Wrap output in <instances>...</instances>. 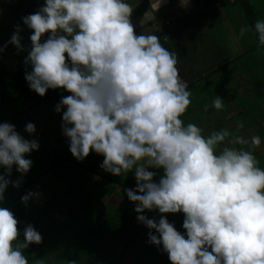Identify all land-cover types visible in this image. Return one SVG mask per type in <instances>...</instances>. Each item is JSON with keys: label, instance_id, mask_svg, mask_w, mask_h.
Returning <instances> with one entry per match:
<instances>
[{"label": "clouds", "instance_id": "clouds-1", "mask_svg": "<svg viewBox=\"0 0 264 264\" xmlns=\"http://www.w3.org/2000/svg\"><path fill=\"white\" fill-rule=\"evenodd\" d=\"M164 3L149 0L139 20L142 33L137 35L130 20L134 9L127 0H44L37 11L21 17L31 30L30 48L22 45L17 24L0 47V60L12 61L5 57L8 44L17 52L26 51L23 78L29 90L40 97L49 89L70 93L61 96L54 111L62 113L61 132L74 159L83 161L91 150L103 156L100 167L105 172H133L135 188L124 193L135 204L137 222L148 229L147 243L167 254V261L158 258L156 264H264V169L251 151L224 147L216 153L215 146L229 135L226 130L204 137L199 127L180 119L191 93L179 74L176 55L153 34L160 30L156 13ZM189 3L179 0L178 7ZM252 27L263 46L264 19ZM246 31L241 27L240 35ZM212 36L204 29L198 40L210 41ZM223 106L217 95L212 107ZM24 132L32 135L35 125L26 123ZM260 143L259 136L251 138L253 146ZM39 146L13 124L0 123V203L10 185L19 189L33 163L26 156ZM13 168L21 178L10 179ZM148 169L162 174L154 180L157 173ZM39 198V193L26 190L20 201L27 207L30 199ZM145 210L161 215L149 218ZM168 213L170 219L183 214V233L163 215ZM62 221L63 217L49 226L60 228ZM128 221L121 225L124 232L113 222L118 233L110 241L112 246L123 242L121 249L133 245L140 251V235L126 244ZM17 224L12 211L0 207V264H29L22 250L42 242L32 224L23 228L21 241ZM45 231L56 241L54 258L61 245Z\"/></svg>", "mask_w": 264, "mask_h": 264}, {"label": "trees", "instance_id": "trees-1", "mask_svg": "<svg viewBox=\"0 0 264 264\" xmlns=\"http://www.w3.org/2000/svg\"><path fill=\"white\" fill-rule=\"evenodd\" d=\"M233 1L234 2H231L230 0L218 1V4L212 0H208V2L205 4L216 6L217 8L215 9V13L219 14V7H223L226 10H228V8L237 10L236 0ZM246 1L250 4V6H248V4H242L240 6L242 15L241 21L242 24L248 28L249 32H247L252 35V38H255L257 34L254 32L252 26L258 19H264V0H255L254 2L253 0H243L240 1V3H244ZM4 12H7L6 9H4ZM4 12L0 14H3ZM212 21L213 23L216 22L213 26L218 27V29L229 27L233 30L235 38L240 37L239 29L234 30V28H236L239 24V17L236 18L232 13H230V15L226 13L221 17H210L207 21V24H211L210 22ZM14 26L15 24L12 26L13 29ZM12 27L6 22H3L1 24L2 34L5 35L6 32L12 29ZM4 29L6 32H3ZM249 29H252L253 31L250 32ZM252 45H254V47L249 46L242 52L240 56H246L248 52L261 48L259 41L252 43ZM240 56H237L236 59L232 61L230 59L226 60L224 63H222V66H219L216 70L208 69L207 72L201 71L199 78L200 80L205 78L204 82H201L200 80H192V82L190 81L189 85H192L193 87L202 85L208 90V93L206 98L197 105L200 110L199 114L192 115L186 112L182 114V118L188 119L189 123L193 124L194 121H197L198 124L201 125L204 124L205 114L214 109L212 105H209V103L211 100H214L217 95L221 98L233 101L231 108L227 110L226 113L224 110H222V112L225 115V126H229L233 123H237L238 125L235 127L229 126L230 130H227V128L224 126L220 131L226 130L229 133V136L235 135L237 133L235 136L236 139L232 140L233 143L223 141L218 143L215 146V149L218 146L220 151L224 147L236 148L239 150L242 144L238 142V134L246 135L249 132H253L257 128L258 133L262 131L264 136V131L261 130L260 127V122L254 117V107L256 102L252 103L250 101V96L253 95L248 94V91H243L241 93L237 91L233 80L231 81L229 79L230 83L226 84V77L222 74L219 75L218 83L212 78L210 79V76H213L217 72L219 73V71L223 70L224 65H226L228 62L232 64ZM10 64H12L11 61L6 62L3 59L0 60V123L9 122L15 126L19 133L21 131L23 132L21 135L30 138L28 134L19 129V125L21 127L22 123L24 122L23 120L19 121L17 119V117H19L17 113L22 111L23 113H20L32 122L34 120L30 117V114H33L39 119V115L37 114L43 112V109L39 108H47L48 106H51L52 103L48 102L50 100L56 99L58 89H49L46 91L43 97L38 96L33 91L29 90L27 83L23 78L24 72L26 70L23 60L22 62L17 63L11 68L7 69ZM27 70L30 71V67H28ZM65 96H67L66 92ZM205 106H207V111L204 110ZM250 106L253 107V110L250 108ZM36 124L39 128V124L37 122ZM240 125H242V127ZM224 141H227L226 137ZM58 153L55 154L58 155L56 159L57 162L51 167L42 171L37 176L34 175L32 168H30L28 173L22 177L23 182L19 189H14L10 185L5 190V201L0 203V207H5L11 210L14 214V217L18 220L17 228L21 232V236L19 237L21 241L23 240V228L27 224H32L34 228L42 235L43 239L40 244H31L27 249L22 250L28 259L29 264H67V259H70V256L74 258L72 264H102V260H105L115 253V247L112 248L110 238L112 237L111 227L114 222L111 206L112 203L116 205V202L108 201V198L114 192L116 185L122 188L128 187L123 184L118 179V177L112 176L111 174L100 170L98 165L92 161L94 155L89 154L84 161H77L68 151V147L66 150L61 151L62 154ZM47 154L48 151H44L39 147L37 151L31 152L28 156H46ZM260 163L264 166V158L260 159ZM33 164L34 163H32V165ZM60 165L65 169V174L61 175L62 178L58 183L48 184V190L53 194V196L60 194L58 201L59 204H50L51 202L48 199L45 201L42 198L38 200L32 199V208H24L19 200V193L30 187V185L36 182L38 178ZM2 172L3 169L0 168V173ZM18 178H21L20 174L15 171V168H13L10 179L16 180ZM61 182L62 186H59ZM80 195H82L80 197L81 203H79L78 198ZM84 195H89L94 198V200L89 201V206L95 209L97 214L94 216L84 215L82 217V223L78 229L70 233L68 231L70 228L68 217H70V212L72 210L82 211L84 207L88 205V200ZM103 196H105L106 199H104ZM123 201L125 202V200ZM121 204H123V202ZM53 213H55V216H53ZM164 215L166 216L167 214ZM168 216L170 218L171 213H168ZM30 217L33 218L31 219ZM62 217L63 221L60 225V228H52L48 226L52 221L54 224H56L57 220ZM122 217L128 220L127 215H123ZM66 225L68 226V229ZM123 227L124 226H122V228ZM137 228L138 226L135 227V231H132V233H129L127 230L125 231L126 235H129V239L126 244L129 242L135 243L134 240H136L139 235L141 236ZM45 230H49V232L61 245L60 252L54 258V249H57V247L54 246L56 241L50 237V234ZM52 230H54V232L60 230L59 233L61 234V239L59 238V234L51 232ZM64 235H70V237L64 238ZM62 240L66 242L65 245ZM15 244L16 242L14 241L13 246H15ZM105 245H108L109 247ZM152 249L154 252H158V250L154 248ZM51 255L52 260L48 261L46 258Z\"/></svg>", "mask_w": 264, "mask_h": 264}, {"label": "rangeland", "instance_id": "rangeland-1", "mask_svg": "<svg viewBox=\"0 0 264 264\" xmlns=\"http://www.w3.org/2000/svg\"><path fill=\"white\" fill-rule=\"evenodd\" d=\"M43 2H44V0H32V3H30L28 0H0V6H1L0 7V13L4 12V9H6V11H7L6 13L4 12L3 14H0V47H2L10 39L11 35L13 34L14 30H13L12 26L14 24H15V26L17 24H20L21 17L28 15V14H32L35 11H37L38 8L43 5ZM260 3H262V2H260ZM262 16H263V14H262ZM3 22H6L7 24H9L12 27V29L8 32H6L5 29L3 30V32H6L5 35L2 34V28H1V24ZM210 23L212 24L213 21ZM20 28H21L20 36L22 37L21 43L23 46L30 48L29 36L31 35V30L28 29L26 26H24L22 23L20 24ZM146 29L147 28H145V30ZM218 30H219L218 27L212 26V27L206 28L205 32H207L208 35L210 34V32H212L213 34L214 33L218 34V40L220 42H222V40L225 39L226 35H225V33L219 34ZM139 32L142 33L140 30H139ZM248 32L246 31L244 33V35H240V37L237 41H235L234 39L231 38V41L228 43L229 49L227 51H233V52H235V54H239L243 50L247 49L249 46L254 47V45H252V43L256 42V37L252 38V35ZM47 35L48 34L45 33L44 36L41 38L42 42L47 37ZM260 47L261 48H259L257 50H252L251 52H248L246 54V56H240L232 64L227 63L226 65H224L223 70L219 71V73L217 72L213 76H210V79L212 78L213 80H215L218 83L219 82L218 81L219 75L222 74L226 77V80H227L226 84H229L230 83L229 76L231 73L232 74V80L235 79L234 84H235L236 88L239 89L240 92H243L247 88L248 94L253 95V100L252 101L250 100V101L252 103L257 102L258 104L264 105V45L260 46ZM214 49H215V47L213 48L212 52H214ZM6 50L7 51H5V57L12 59V61H11L12 64H10L9 67H7V69L11 68L13 65H15L17 63L22 62V60H24V57L27 55L26 51L17 52V50L11 44H8ZM7 52H8V55H6ZM226 58H227L226 53H224L222 55L221 59L216 57L214 60H212V65H207L205 63H202V65H200L199 67H195V69L191 70V72H192L191 77L195 78L198 75L200 69H204V68H208L210 70L214 69V67L216 66L215 64L222 63L220 61H222ZM193 59L194 58H190L188 60V62H192ZM215 60H218V61L215 62ZM183 79L185 80L184 77H183ZM200 81L204 82L205 78L203 80H200ZM186 90H188L191 93V95H190V101L191 102L188 105L185 112L188 114L197 115L200 113V110L197 107V105L203 99L206 98L208 90L202 85L196 86V87L189 85ZM66 94L68 95L69 93L66 92ZM62 95L65 96V91L63 89H58L56 99L50 100L48 102V103H52V105L48 106L47 108H39V109H43L42 113L37 114V115H39V119L36 116H34L33 114H30V117L39 124L40 129L38 128L36 122H34V121L32 122L29 119L25 118L21 114V113H23L22 111H20L21 113L20 112L17 113V115L19 116V117H17V119L19 121L23 120V122H24V123H22L21 127L19 125L20 130L24 131L25 124L29 123V122L33 123L35 125V128H36V132L33 133L32 135H29L28 133L25 132L26 134L29 135L30 138L25 137V136L24 137L26 139H31V138L37 139L39 142V145H40L39 147L44 151H48V154L46 156H42V155H37L34 157L33 156H26V158L31 159L32 162L34 163L31 166V168H32L35 176L40 174L45 169L54 165L57 162L56 159L58 157V155H55V154L58 152L60 154H62L61 151L66 150V148L68 147L67 139L62 135L61 128H60L61 114L62 113L58 114L54 111V106L58 103V101ZM255 96H257V97H255ZM230 108H228V110ZM250 108L253 110L252 106H250ZM254 109H255V107H254ZM220 110H221V114H222L223 109H220ZM62 111H63V109H62ZM257 114L260 115V112H258ZM207 118L210 120V116H207ZM180 119H181V117H180ZM261 119L264 123V116H262ZM213 123H214L213 121L210 122V124H213ZM237 125H238L237 123H233L229 126L235 127ZM207 130H208L209 134L215 132V131L210 130V129H207ZM21 133H23V132L21 131L20 134ZM249 133H255V132H249ZM253 136H254L253 134L251 136H249L247 138V141L251 142V140H249V139H251ZM235 139L236 138H232L231 140H235ZM240 140H242V139H240ZM247 145H248V147H250L252 144L250 143ZM89 154L94 155V158H92V161L98 165L100 170L104 171L100 167V164L103 161V156L98 155L92 151H90ZM35 162H36V164H35ZM148 170L149 171H155L157 174L162 173V170H160V169H148ZM65 172H66L65 169L61 165L55 167L54 169H52L47 174L38 178L36 182H34L33 184L30 185V187H28L27 189L20 192L19 193V200H20V197L25 193L26 190H30L32 192L39 193L40 194L39 199L42 198V199H44V201L48 199L51 202L50 204H52V203L59 204L58 201H59L60 194H57V196H53V194L48 190V184L49 183H53V184L58 183L62 178L61 175L62 174L64 175ZM116 177H118L122 180H126L127 182H129L130 184L135 186L136 182H135L133 174L131 175L130 178L128 175V177H126L125 179L121 175L116 176ZM59 186H62V182L60 183ZM120 190H122V187L116 185L114 192L109 196V198H111L110 199L111 202H116V200L112 198L113 194L116 196L117 199H121ZM82 195H80L78 197L79 203H81L80 197ZM85 197L88 200L87 201L88 205L85 206L82 211L72 210L70 212V217H68L70 228L68 229V226L66 225V227L70 233H72L73 231H76L78 229V227L82 223V217L84 215L94 216L97 214L96 210L89 206V201L94 200V198L89 196V195H86ZM103 198L106 199L105 196H103ZM109 198H108V201H109ZM31 200L32 199L29 200L27 207H25L24 204H22V206L24 208L31 209L32 208ZM124 200H125V202L123 201V204L119 207H117L113 203L111 206V210L113 213L112 215L114 217L113 219H114V222L116 223V227L121 229L123 232H124V229L121 227V225L124 223L125 219L122 216L128 215L129 210H130L131 205H132V202H130L127 198ZM145 211H147V210H145ZM30 218L32 219L33 217H30ZM181 225H182V222H181ZM181 225H180L179 231L181 233H183L184 229L182 228ZM133 228H132V230H133ZM51 232H54V230H52ZM55 232L57 234H59V236L61 238V234L59 233L60 230L55 231ZM69 237H70V235H64V238H69ZM118 246H119V244H116V247H118ZM113 247H115V246H112V248ZM151 251L152 250H147L145 252V254L143 256H141L142 255L141 250L136 251L133 245H130L127 249L117 248V253H114L110 257L106 258L105 260H102L101 263L102 264H156L157 263V253L155 254L154 251H152V252ZM118 254H120V255H118ZM39 256L42 257L41 255H39ZM46 259L52 260V255L47 257ZM73 260H74V258L72 256H70V259H67V262H68L67 264H72ZM159 260H161V258Z\"/></svg>", "mask_w": 264, "mask_h": 264}, {"label": "crops", "instance_id": "crops-1", "mask_svg": "<svg viewBox=\"0 0 264 264\" xmlns=\"http://www.w3.org/2000/svg\"><path fill=\"white\" fill-rule=\"evenodd\" d=\"M212 1L218 3V1H224V0H212ZM230 1L234 2L233 0H230ZM240 1H243V0H236L237 10L232 9V8H228V10H226L223 7L222 8L219 7L220 13L216 14L215 13V9L217 8L216 6H203L201 4V3H207L208 0H190V3L188 4L186 8L178 7L179 0H166V3H164L162 7L158 10V12L156 13L157 23L160 26V30L158 32H153V34L160 37V42L162 43V45L165 48H167L170 52H173L176 55L177 67L180 70L179 74L182 78L183 77L185 78L188 85L190 81L192 82V80L193 81L200 80L199 76H200L201 71L207 72L208 70V68L200 69L198 75L195 78L194 77L192 78L191 70L195 69V67H199L200 65H202V63H205L207 65H212V60H214L216 57L221 59L224 53H226L227 58L220 62L224 63L228 59L232 61L236 59L237 56H240L242 52L244 51L243 50L239 54H235V52L233 51H227L229 49L228 43L231 41V38L234 39L235 41L239 39V37L238 38L234 37V34H233L234 32L229 27L221 28L218 30L219 34L225 33L226 35L225 39L222 40V42L218 40V34L216 33L213 34L212 39L210 41L203 42V41L198 40L200 33L204 31V29L208 27H212L216 23L215 22L213 24L208 25L207 21L209 20L210 17H213V18L218 17V16L221 17V16H224V14L226 13L228 15L232 13L236 18L239 17L238 26L236 28L234 27L233 28L234 30L239 29V33H240L241 27H245L241 21L242 15H241L240 6L242 4H248V6H250V4L247 1L244 3L243 2L240 3ZM254 1L255 0H253V2ZM127 3H129L134 9L132 16L130 17V20L134 26V33L139 35L141 34L139 30L142 32V29L139 26V20L142 17L143 13L148 9L149 0H127ZM168 20H170V25L166 26V21ZM153 23H155V21H153ZM145 28H147V26H145ZM143 30L146 31L147 29L146 30L143 29ZM249 30L250 32L253 31L252 29H249ZM214 47H215L214 52H212ZM190 58H194L192 62H188ZM216 61L218 60H215V62ZM222 63H217V64L214 63L216 65L214 69L216 70L219 66H222ZM229 79L232 81L231 73H230ZM233 82H235V79L233 80ZM237 91H239V89H237ZM244 91H248V89L246 88ZM68 95H70V93ZM250 97H251L250 100L252 101L253 96H250ZM222 99L224 100V106L222 109L226 113L228 108L231 107V104L233 101H230L229 99H224V98ZM212 101L213 100H211L209 103L210 106L212 105ZM258 112H260V115L257 114ZM207 116H210V120L207 118ZM262 116H264V105L258 104L256 102L254 117L257 121L260 122L261 130L264 131V125H263L264 123L261 119ZM204 117H205L204 124L199 125L197 121H194L193 123L194 125H196L202 130V135L204 137L205 136L208 137L209 135H211L208 133L207 129L213 130L215 132H219L221 128H223L226 124L224 121L225 115L223 114V112L221 114V110H217L215 108L212 109L210 112H207ZM181 120L183 121L185 125L189 124V120L186 118L182 119V116H181ZM211 121H213L214 123L210 124ZM225 128H227V130H230L228 125L225 126ZM253 132L255 133H249L246 135L238 134L239 141H241L240 139H242L243 141H247L246 138H248L249 136L253 134L254 136L260 137V141H261L260 145L258 147H255L253 145L248 147L247 144H250L251 142L247 141V143H241L242 146L240 147V149L251 151L254 157L258 161V167H261L262 169H264V166L260 163V159L264 158V136L262 134V131L258 133L257 128ZM236 134L231 135V136L229 135L226 136L227 141H223V142L233 143L231 139L235 138ZM215 151L216 153H219L220 148L217 146ZM86 158H84V160ZM132 174L133 172H128V173L122 172L121 176L125 179L126 177H128V175L130 178ZM161 174H157L154 177V180H158ZM118 179L128 187V188H122V190H120L121 199H117L115 195H112V198L116 200V206L119 207L122 205L121 203L123 202V200L127 198V196L124 193V189H134L135 186H133L126 180H122L120 178ZM134 207H135V204L132 202L131 208L127 215L129 218V221L127 222V224H129L128 231L129 233H132V231L133 232L135 231V227L138 226L137 230L140 232L141 237L143 238L142 239L143 249L140 246L138 248H141L142 250L141 256H143L147 250H153L152 248L156 250L158 249L156 246H152L147 243L148 229H146L142 224L138 223L137 220L135 219L137 214L134 211ZM143 214L147 215L149 218H152L153 216H155L157 219H159V216L161 215L155 210H153L152 212L145 211V213ZM166 218L168 219L170 223H173L177 231H179L181 222L183 221V214L181 213L173 214L171 219L169 218L167 214ZM111 230H112V237L113 235L118 233V231L114 229L113 225L111 227ZM123 245H124L123 242H121V244L118 247H116V244L113 245L115 246L114 252L117 253V248L121 249ZM158 252H154L155 254L157 253V259L161 258V260H158V262H165L168 260L166 253H163L161 251H158Z\"/></svg>", "mask_w": 264, "mask_h": 264}]
</instances>
